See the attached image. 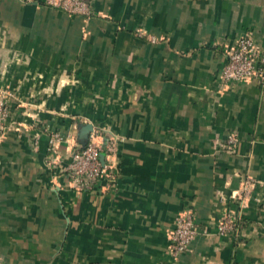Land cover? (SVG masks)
<instances>
[{
  "label": "crops",
  "instance_id": "0c3cea01",
  "mask_svg": "<svg viewBox=\"0 0 264 264\" xmlns=\"http://www.w3.org/2000/svg\"><path fill=\"white\" fill-rule=\"evenodd\" d=\"M92 7L86 18L0 0V89L15 95L0 138V264H264V86L220 78L239 37L264 47V0ZM88 124L114 140V176L79 191L60 168ZM51 131L72 136L57 167ZM186 210L199 233L175 258L168 234ZM227 210L240 225L220 235Z\"/></svg>",
  "mask_w": 264,
  "mask_h": 264
},
{
  "label": "built area",
  "instance_id": "2783aa9c",
  "mask_svg": "<svg viewBox=\"0 0 264 264\" xmlns=\"http://www.w3.org/2000/svg\"><path fill=\"white\" fill-rule=\"evenodd\" d=\"M46 3L60 9L69 15H81L91 17L93 15L92 0H46ZM227 60L221 71V81L224 83L256 80L264 86V47L256 44L249 36L239 37L232 49L227 52ZM15 95L10 90L0 89V138L5 132L14 126L8 120L9 105ZM105 135L95 127L89 132L85 145H78L70 151V160L60 168L76 190L93 191L102 178L110 179L114 176L111 169V158L115 152V142L112 139L104 141ZM72 140L70 134L59 131H51L49 138V150L52 153L50 166L57 167V150L61 143H69ZM238 144L235 134L228 136L226 147L232 150ZM251 180L246 179L242 189L236 191L232 198L242 208L247 199ZM239 212V211H238ZM235 210H227L218 222V233L226 235L236 230L240 225L241 216ZM199 230L194 214L186 210L177 217L174 226L169 231V252L178 258L190 249V244L198 235Z\"/></svg>",
  "mask_w": 264,
  "mask_h": 264
},
{
  "label": "water",
  "instance_id": "95a60500",
  "mask_svg": "<svg viewBox=\"0 0 264 264\" xmlns=\"http://www.w3.org/2000/svg\"><path fill=\"white\" fill-rule=\"evenodd\" d=\"M93 126L91 124H88L87 127L85 128V133L83 137L81 138V144L85 145L86 139L88 138L89 132L92 130Z\"/></svg>",
  "mask_w": 264,
  "mask_h": 264
}]
</instances>
